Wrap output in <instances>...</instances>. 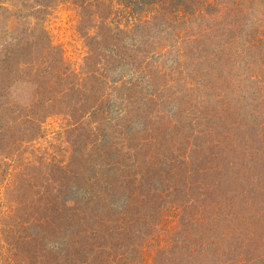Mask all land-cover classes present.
Masks as SVG:
<instances>
[{
    "label": "rangeland",
    "instance_id": "obj_1",
    "mask_svg": "<svg viewBox=\"0 0 264 264\" xmlns=\"http://www.w3.org/2000/svg\"><path fill=\"white\" fill-rule=\"evenodd\" d=\"M145 1L0 0V264H264V0H217L200 32L187 0ZM155 17L174 39L142 38ZM226 29L242 58L214 67L199 45ZM182 119L191 143L227 131L231 165L195 174ZM102 185L97 224L64 201Z\"/></svg>",
    "mask_w": 264,
    "mask_h": 264
},
{
    "label": "trees",
    "instance_id": "obj_2",
    "mask_svg": "<svg viewBox=\"0 0 264 264\" xmlns=\"http://www.w3.org/2000/svg\"><path fill=\"white\" fill-rule=\"evenodd\" d=\"M160 1L161 0H146L145 4L146 3L149 4V5L154 4V3L162 4L163 2H160ZM198 1L197 0H187V2H185V3H186V6H187L186 8L190 12L187 17H190V21L192 22V25L195 23L194 24V28L198 32H200L202 30L201 29V23L204 22V15H202V14L204 13V14H212L213 15L212 10H216L215 8H217L218 1L215 0L214 5L211 4V3L206 4L204 1H202L201 4H198ZM182 2H183V0H179L178 2L176 1V4L178 3L179 5H181ZM202 4H205L203 7L204 8L208 7L209 11L204 10L203 7H202ZM179 5H177V6H179ZM197 6H200V7H197ZM175 9L179 10V9H177V7H175ZM183 17H185V16H183ZM155 19L156 20H155V23L153 24V26L146 27V28H144V26H143V27L139 28L140 31L142 32V34H141L142 38L144 36V38L146 39L148 35H153V36H155L154 38H157L158 41H164V42L166 41V42H168L170 39H174L173 37L168 38L166 36V33L168 32V30L167 31H159V29H163L165 27H168L167 24H171V22L169 20L160 21L159 23H157L158 25L156 26L157 18L155 17ZM178 25H179L178 29L183 30V31L186 30V21L184 20V18H183V20H178L177 26ZM145 29H146V31H145ZM144 31H145V33H144ZM225 31H228V32H226L224 35H227V33H229L228 34L229 37L226 40L222 39V42H218V43L213 45V43H210V40L207 38V40H209L207 43H205L203 45H199V51L202 54V58H204V60H206V62L210 61L212 64H214V67H217L218 65H222L223 67H225V66L226 67L227 66L230 67V65H233V63L238 59V57H241V55L239 54V49L237 47H235L237 29L235 31H233V30L229 31V30L226 29ZM135 32L136 31L134 30L132 32V34H131V36H133V39L135 38ZM241 32H244V31H241ZM242 36H243V34H242ZM121 48H122V46H121ZM186 50L189 51L188 49L184 50V46H183L180 49V53L183 54L184 57L188 58L187 57L188 56V54H187L188 52ZM178 55H179V53H178ZM231 69H232V67H231ZM219 70H222V68H219ZM186 97H187V95L184 93V96H182L180 101L184 102ZM163 106H165V105H163ZM163 106L159 105L160 109L163 110V108H164ZM185 109H183L182 112H180L181 116L183 115V113H186ZM164 110H165V108H164ZM186 115H188V114L186 113ZM228 115H230V114L221 115L220 117H218V119L220 121V124H219V126H216V128L220 127L219 131L221 129L223 131L224 128L228 127V125H229L228 122L230 121V118H231ZM175 118H176V116H175ZM215 121L217 123V119ZM200 122L201 121H198V120H190V121H188V119H186V121L184 122L183 119H182V122H178L180 124V125H177L178 131H176L172 127L170 128V131H173V133L174 132L175 133L180 132L182 138L184 139V144L186 146H188V147H191V150L189 151V153L191 152L190 157L195 159L196 163H199V165L203 167V168H199V170H197L195 172V174L196 173L197 174L200 173V174H206V176H207V173H212L214 175H217V174L219 175V172L221 170L219 172H217V173H216V171H213V170L218 168V167H220L221 164L224 163L225 161L227 162V164L229 166L231 165L230 157H228V152L229 151H228L227 148L225 149V145L220 139L221 133H225V132L228 133V132L227 131H224V132H219L218 131L215 134L212 133L211 136H209L210 138H208V141H206L204 143H199L198 139H195L194 143H191L190 138H191V135L193 134L194 127H196L197 129H201ZM154 123L157 124L158 123L157 120H155ZM170 123H169V120H168V124L169 125H170ZM216 128H213V129H216ZM204 139H207V138H204ZM218 142H219V144H218ZM136 147H135V150H134V148L130 145L128 147V149H122L121 150L122 154L126 155V157H130L131 158L132 156H135V154L138 151V148L136 149ZM193 154H196V155H193ZM199 155H200V157H199ZM137 158L134 157V160L132 162H130L131 168H135V163L139 162L137 160ZM207 163L209 164V166L208 167H204V165L207 164ZM184 165L186 166V162H181L180 166H181L182 169H183ZM108 167H110V170H109L110 172L112 171L111 168H116V167H113L112 162L109 163ZM189 169H190V167H189ZM185 170L188 171V168L185 169ZM106 171L102 170V173H106L107 174V172H109V171H107V172ZM131 171L133 172V170H131ZM127 172H129V170ZM127 172H125V173H127ZM111 173H113L112 176H114V177L116 176V178H119L121 176H122V178L125 177L124 175H120V174L118 175L115 172H111ZM135 174H137V172ZM249 174L252 176V173L250 171H249ZM108 178L110 180V177H108ZM222 178L223 177H222V174H221L219 176V179L221 180ZM110 184H113V183L111 182ZM114 186L116 187L117 185H114ZM114 186H111V187L107 186V187L104 188V186L102 185V186H100V188L98 190H95V192L93 190L92 195L89 193L90 200L88 202H86V203H78V201H76L78 199L76 198L77 195H74V193L75 192L77 193V190L74 187H71L70 190L67 191V193L65 194V200L64 201L73 202L75 205L86 204V207L84 208V210H85V212L87 214V218H89V221L91 223L94 222L95 224H97L98 222H96V219L101 216L100 215V211L103 210V208H106V206L109 208V206L106 205V204L101 208L100 204L103 203V199L105 197L113 195L112 192H115V187ZM118 187H122V186L118 185L116 188H118ZM82 190L83 189H80V191H82ZM89 195L88 194L87 195H83V198H85V197H87ZM92 198H96L99 201L93 203L92 202ZM66 205H67V203H66ZM259 208L263 209V208H261V206H259ZM51 210L55 211L56 209L55 208H51ZM173 243H175V247L176 248L169 247V246H167L165 244L163 245V249H165L164 251H165L166 255L165 256L163 255L164 258H162V260H165L166 256L170 252H174V253L179 254V252H177V251H179V250L182 251L179 246H182L185 243V240L184 239L183 240L175 239V241Z\"/></svg>",
    "mask_w": 264,
    "mask_h": 264
}]
</instances>
